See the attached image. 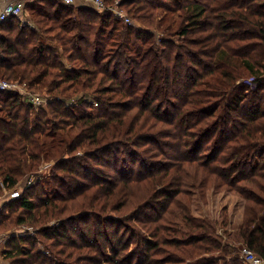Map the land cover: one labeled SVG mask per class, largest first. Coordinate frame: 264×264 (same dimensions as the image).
Returning <instances> with one entry per match:
<instances>
[{
	"label": "trees",
	"instance_id": "obj_1",
	"mask_svg": "<svg viewBox=\"0 0 264 264\" xmlns=\"http://www.w3.org/2000/svg\"><path fill=\"white\" fill-rule=\"evenodd\" d=\"M14 1L33 27L0 25V77L48 103L35 112L0 91V199L38 178L0 208V231L37 237L12 235L3 257L244 264L217 241L228 219L192 216L187 190L209 189L246 202L239 238L264 259V0H104L119 1L135 26L89 6ZM138 184L153 197L131 210L120 200Z\"/></svg>",
	"mask_w": 264,
	"mask_h": 264
},
{
	"label": "rangeland",
	"instance_id": "obj_2",
	"mask_svg": "<svg viewBox=\"0 0 264 264\" xmlns=\"http://www.w3.org/2000/svg\"><path fill=\"white\" fill-rule=\"evenodd\" d=\"M125 11L127 12V10ZM26 21H27L26 23L29 22L31 27H33L32 22L29 21V16H27ZM132 21H133L134 26L137 25V23L133 19ZM39 97L46 98L47 96L42 94ZM26 100L27 99H25V101ZM46 108H47V105H45L44 108H40V109H46ZM40 109L34 108L35 112L39 111ZM53 165H54V162H51L48 164L45 163L44 166H42L41 170L39 171L40 175L45 179H49L52 173ZM37 180L38 178L33 177V176L26 178L19 184L16 190L5 193V195L0 199V208L2 207L3 203L19 198V196L24 192V190L34 185ZM44 185H45L44 189L50 192L51 187L48 186L47 184H44ZM145 190H146V185L144 184L132 185L129 189V192H130L129 196H126V198L123 199V201L120 200V203H123V202L131 203L132 202V207H131V210H132L133 208L136 207V205H133L134 202H136L137 204L143 203V202H146L148 199H150V197H153L152 194L149 193L151 191L147 193ZM187 193L190 194L191 213L193 217L209 219L211 221H218L220 223L223 221V219H228L227 222L229 223V225L227 227H224V226L218 227V234H217L218 240L217 241L223 246L224 245H234L236 246L238 250V247H240V245L242 244L239 238L238 228L241 225L240 221L243 220L242 216L244 214V208H245L246 202L241 197L237 196L236 194L226 192V191L217 192V191L208 189L204 197L201 195L200 191L198 190H194V191L187 190ZM179 198H184V197L180 196ZM128 225L130 229L134 228L135 222H128ZM167 226L168 228H171L172 225H167ZM122 231L124 234L126 233L124 229H122ZM141 234H142L143 239L150 238V236L148 234H145L143 231H141ZM12 235H17V236L31 235V237H37L35 230L29 227H21L18 229H14L11 232L0 231V256H1V260L3 264H10V262H8L3 257L2 251L5 249L6 244L9 238L12 237ZM131 237H132V233L131 231H129L128 234L126 235V238L130 239ZM39 240H43V239L39 238ZM137 242H138V238H132V242H130L128 246V252L134 253L136 251ZM216 254H219V252H216Z\"/></svg>",
	"mask_w": 264,
	"mask_h": 264
},
{
	"label": "built area",
	"instance_id": "obj_3",
	"mask_svg": "<svg viewBox=\"0 0 264 264\" xmlns=\"http://www.w3.org/2000/svg\"><path fill=\"white\" fill-rule=\"evenodd\" d=\"M63 3L68 6H89L99 13L111 12L117 19L127 25H133L132 19L128 16L127 12L120 6L119 1L114 5H107L104 0H53ZM3 7L0 8V25L7 22L11 18H19L24 22L28 15H26L23 5L16 4L13 0H3ZM249 84L253 85L254 80H249ZM0 91L5 92H18L26 101L32 105L34 109L44 108L47 105V98H40L29 90L26 83L20 81H8L0 77ZM29 99V100H28ZM240 258L244 264H264V259L258 256L255 252L249 249L246 245L241 244L238 247ZM0 264L2 263L0 256Z\"/></svg>",
	"mask_w": 264,
	"mask_h": 264
},
{
	"label": "crops",
	"instance_id": "obj_4",
	"mask_svg": "<svg viewBox=\"0 0 264 264\" xmlns=\"http://www.w3.org/2000/svg\"><path fill=\"white\" fill-rule=\"evenodd\" d=\"M16 4H18V5H25V3H23V2H17V1H14ZM4 5H3V0H0V8H2ZM26 12V11H25ZM26 15H28V13L26 12ZM242 219H243V216H242ZM242 221L243 220H241L240 221V224H242Z\"/></svg>",
	"mask_w": 264,
	"mask_h": 264
}]
</instances>
